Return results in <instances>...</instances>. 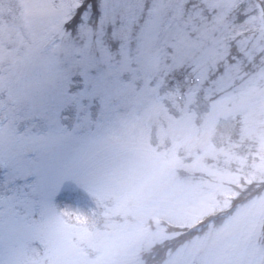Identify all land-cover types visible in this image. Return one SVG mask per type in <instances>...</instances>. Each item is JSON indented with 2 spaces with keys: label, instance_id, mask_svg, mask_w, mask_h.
Segmentation results:
<instances>
[{
  "label": "rangeland",
  "instance_id": "1",
  "mask_svg": "<svg viewBox=\"0 0 264 264\" xmlns=\"http://www.w3.org/2000/svg\"><path fill=\"white\" fill-rule=\"evenodd\" d=\"M248 168L264 0H0V264H264Z\"/></svg>",
  "mask_w": 264,
  "mask_h": 264
},
{
  "label": "trees",
  "instance_id": "2",
  "mask_svg": "<svg viewBox=\"0 0 264 264\" xmlns=\"http://www.w3.org/2000/svg\"><path fill=\"white\" fill-rule=\"evenodd\" d=\"M187 7H189V8H192V7H190V5H187ZM229 42H232V40L230 39L229 40ZM232 51H234V50H232ZM236 58H235V56L234 55H232L231 53L228 55V57H227V61H228V63L229 64H231V63H233L234 62V60H235ZM253 68V67H252ZM190 69V67H183V73H185V72H187L188 70ZM194 74H195V71H194ZM207 82H210V79H208L207 80ZM241 81H240V79H237V80H235L234 81V83L231 85V86H233L234 84H239ZM234 87V86H233ZM229 90H230V87L228 88ZM215 95H216V93H215ZM214 96V95H213ZM214 98H215V96H214ZM238 122H239V126H238V129L240 130V123H241V116H238ZM236 124L238 125V123L236 122ZM238 132V131H237ZM222 142V141H221ZM221 142H219L220 144H221ZM222 144H223V142H222ZM245 150V153H246V149H244ZM238 155H240V153H238ZM249 169H251V168H248L246 171H245V173H243L240 177H239V179L237 180L238 181V183H237V186L236 187H238L239 188V186L241 187H244L245 185L248 187V185L247 184H251V186L249 187V188H251L250 189V191L251 192H249L248 193V195H252V194H255V193H257V192H261L262 191V187H264V183L262 184V185H260V184H257V183H255V181L254 180H250L251 181V183H248L247 182V179H248V176H249V173H250V170ZM234 187H235V182H233V183H231ZM234 191H235V188H234ZM242 191L243 190H241V193H242ZM248 195H246V196H244L243 198H241V199H238V200H235L234 202H232V204L230 205V207H229V209H228V212L233 208V207H235V206H237V204H239V202H242L243 200H247L246 198H247V196ZM228 212H226V213H228ZM220 216H221V214H219V215H216V216H214V217H218V218H216L215 220H213V222L214 223H217L218 222V219L220 218ZM210 218V217H209ZM209 218H207L205 221L203 220V221H201L202 223V225H204L205 223H207V222H209ZM205 222V223H204ZM167 232L169 233V232H171V231H178L179 232V234H178V236H181L182 238H183V227H178V226H168L167 227ZM194 231H196V229H192V230H189L187 233H190V232H194ZM262 231H263V235H264V222H263V225H262ZM197 232V231H196ZM186 234V233H185ZM197 234H199V232L197 233ZM168 240H170L169 238H168ZM181 242H183V241H180L178 244H177V246L178 245H180L181 244ZM152 246V245H151ZM171 244L168 242V241H164L162 244H156V245H153L152 247H151V249H149V250H142V251H139L138 252V256H139V258L142 260V259H146L147 260V262H145V264H158L159 262H161L163 259H165L166 258V252H168V250H173V249H171Z\"/></svg>",
  "mask_w": 264,
  "mask_h": 264
}]
</instances>
